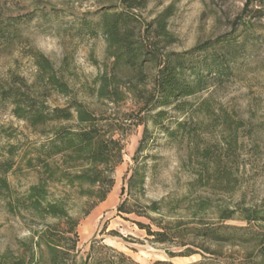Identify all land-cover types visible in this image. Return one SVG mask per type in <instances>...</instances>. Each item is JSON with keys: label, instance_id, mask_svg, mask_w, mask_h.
I'll list each match as a JSON object with an SVG mask.
<instances>
[{"label": "rangeland", "instance_id": "obj_1", "mask_svg": "<svg viewBox=\"0 0 264 264\" xmlns=\"http://www.w3.org/2000/svg\"><path fill=\"white\" fill-rule=\"evenodd\" d=\"M144 2L145 6L135 9V13L142 28H146L145 34H159L156 24L152 28L147 24L164 18L173 38L170 41L169 37L159 35V52L181 53L202 47L207 50H197L196 59L211 64L215 55L228 65V72L220 75L212 63L211 71L203 74L208 87L182 99L192 102V108L183 112L165 109L169 114L164 123L174 135L155 126L147 116L154 140L139 158L147 176V200L183 196L188 185L202 177V184L207 185L205 188L196 185L189 192L191 201L210 196L214 205L261 204L264 201V0ZM118 3L119 0H0V89L21 85L23 91L39 96L52 107H65L77 99L96 115L107 116L119 126L117 136L125 148L123 162L115 170V184L105 201L83 216L80 210L84 200L76 190L68 191L59 184H51L49 189L52 199L68 192L71 213L80 217L79 240L74 252L77 264L90 260L88 253L92 245L98 248L101 244L125 253L138 264L164 259L175 264L197 261L201 255L171 258L169 251H180L178 247L154 242L153 236L135 223V220L151 223L149 218L121 215L117 210L127 196L122 195L124 179L136 164L134 157L145 128L133 122L143 116L139 111L148 104L156 72L155 64L151 63L142 77L129 70L114 73L110 69L105 36L91 35L85 29L84 18H98L103 8H114ZM36 52L50 60L51 72L70 88L68 95L53 87L33 56ZM104 75L109 85L102 94ZM13 108L10 101L0 97V161L13 162L14 167L7 174L10 193L24 197L39 179L37 171L26 165V158L34 145L47 141L54 127L49 125L45 134L39 133L17 117ZM177 121L185 123V127L180 128ZM207 149L209 157L205 154ZM211 156L222 157L223 167L229 172V182L224 181L228 189H223L217 179L221 171L217 174L207 171ZM8 198L5 193L0 195V252H9L12 263L18 257L29 262L34 247L33 230L54 221H41L26 211L16 215L8 209ZM180 215L164 218L184 217ZM209 216L214 215L209 213ZM222 248L226 254L237 250L229 245ZM34 250L36 259L30 264H48L46 250ZM67 264H73L72 259Z\"/></svg>", "mask_w": 264, "mask_h": 264}, {"label": "trees", "instance_id": "obj_2", "mask_svg": "<svg viewBox=\"0 0 264 264\" xmlns=\"http://www.w3.org/2000/svg\"><path fill=\"white\" fill-rule=\"evenodd\" d=\"M143 6L144 0H119L114 8H103L98 18L83 19L84 27L91 35L101 33L105 36L107 54L111 59L110 69L114 73L129 70L142 77L151 63L156 67L148 104L139 111L143 116L133 122L135 125H145V128L134 157L136 164L124 179L122 195L127 196L118 205V213L149 218L151 223L139 220H135V223L153 236L154 242L178 247L180 251H169L171 258L201 255L199 260L185 264H264V201L250 206L245 203L214 205L210 196H199L191 201L189 195L195 186L205 188L207 185L202 184V177H198L195 183L191 182L187 194L183 196L147 200V176L139 163L141 153L154 140L147 126V116L155 126L174 135L164 123L169 114L165 109L183 112L190 106L192 108V102L182 99L208 87L203 74L210 72L213 64L215 72L220 75L228 72V65L215 55L211 58L213 64L196 59L194 55L197 50H207L202 47L181 53L159 52V35L169 37L170 41L173 39L167 30V20L163 18L148 23V28L156 24L159 34H145L146 28H142L141 20L135 13V9ZM33 56L48 74L53 87L68 95L70 88L51 72L50 60L40 52ZM102 80L103 94L109 85L107 75ZM0 97L10 101L14 114L26 120L39 133L45 134L49 125L54 127L47 141L39 146L34 145L32 153L26 158V165L37 171L39 179L24 197L10 193L7 174L13 169V162L9 159L0 161V195H8L9 211L16 215L26 211L41 221H54L33 230L34 247L29 262L24 257H18L12 263L8 259L9 252H0V264H30L36 259L34 248L46 250L48 264H67L70 259L77 264L74 252L79 240L77 227L80 217L71 213L68 192L52 199L49 189L51 184H59L68 191L76 190L84 200L80 210L83 216L105 201L115 184V170L123 162L125 148L122 139L117 136L119 126L107 116L96 115L80 100L72 99L65 107H52L39 96L34 97L23 91L21 85L2 87ZM154 111L157 112L152 114ZM177 124L180 128L185 127L182 121H177ZM205 154L209 157L210 150L207 149ZM207 163L208 172H222L217 179L223 189H228L224 181L229 182V172L223 167L222 157L211 156ZM209 213L214 216H209ZM175 214H182L180 216L185 218H164ZM231 221L240 224L229 223ZM224 245L237 250L226 254L222 248ZM88 256L90 260L83 264H138L125 253L104 244L98 248L92 245ZM152 264L175 263L164 259Z\"/></svg>", "mask_w": 264, "mask_h": 264}]
</instances>
